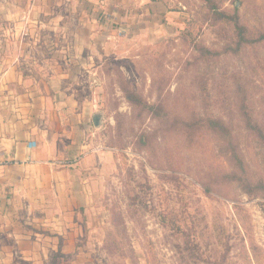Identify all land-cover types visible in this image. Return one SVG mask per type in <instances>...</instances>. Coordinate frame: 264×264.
<instances>
[{
  "label": "rangeland",
  "instance_id": "obj_1",
  "mask_svg": "<svg viewBox=\"0 0 264 264\" xmlns=\"http://www.w3.org/2000/svg\"><path fill=\"white\" fill-rule=\"evenodd\" d=\"M77 1L98 31L105 153L87 162L79 259L264 264V0H214L257 40L242 45L204 0Z\"/></svg>",
  "mask_w": 264,
  "mask_h": 264
},
{
  "label": "crops",
  "instance_id": "obj_2",
  "mask_svg": "<svg viewBox=\"0 0 264 264\" xmlns=\"http://www.w3.org/2000/svg\"><path fill=\"white\" fill-rule=\"evenodd\" d=\"M97 32L77 0H0V264H85Z\"/></svg>",
  "mask_w": 264,
  "mask_h": 264
},
{
  "label": "trees",
  "instance_id": "obj_3",
  "mask_svg": "<svg viewBox=\"0 0 264 264\" xmlns=\"http://www.w3.org/2000/svg\"><path fill=\"white\" fill-rule=\"evenodd\" d=\"M204 1L206 2L208 9L212 12L214 17H216L217 19H222L223 21H226V22H230V23L232 22L233 25L237 27V42H236L237 45H242L245 43H253L257 40L264 39V35L260 36L257 40H251L245 37L246 28L245 26H242L239 23L238 18L234 16L236 14L230 15L222 10H219L214 0H204ZM127 98L130 102H134V100H138L137 95L134 94L133 92H127ZM145 107L148 110H152V111L155 109L154 105L145 106ZM208 121H209L208 124H210V127L218 131L222 138L226 139L227 137L228 138L231 137V132L229 128L220 119H212Z\"/></svg>",
  "mask_w": 264,
  "mask_h": 264
},
{
  "label": "water",
  "instance_id": "obj_4",
  "mask_svg": "<svg viewBox=\"0 0 264 264\" xmlns=\"http://www.w3.org/2000/svg\"><path fill=\"white\" fill-rule=\"evenodd\" d=\"M94 123L98 125V116H94Z\"/></svg>",
  "mask_w": 264,
  "mask_h": 264
}]
</instances>
